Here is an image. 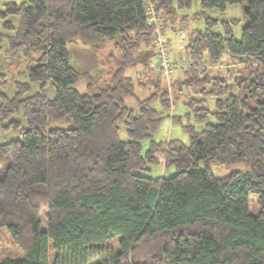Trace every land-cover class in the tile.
I'll return each instance as SVG.
<instances>
[{
  "label": "trees",
  "instance_id": "obj_1",
  "mask_svg": "<svg viewBox=\"0 0 264 264\" xmlns=\"http://www.w3.org/2000/svg\"><path fill=\"white\" fill-rule=\"evenodd\" d=\"M194 1L25 0L0 7V62L3 43L7 53L28 58L27 79L15 81L14 95L0 94V228L21 252L0 264H264V0H247L240 40L227 22L225 34L213 31L217 19L205 14L206 29L188 34L186 56L176 53L182 63L168 79L156 69L150 9L171 36L180 29L179 12ZM239 1L200 3L224 10ZM69 43L97 52L104 73L75 68ZM224 54L241 64L231 81L198 66ZM136 66V76L127 73ZM181 68L178 90H199L185 96L202 127L184 126L189 143L158 142L154 132L171 103L167 85ZM137 87L150 95L138 97ZM199 94L213 96L214 107ZM130 96L135 108L126 104ZM157 100L164 110L154 107ZM159 153L176 173H144ZM212 164L244 168L218 177ZM115 237L119 250L104 256L99 246ZM140 250L149 257L141 260Z\"/></svg>",
  "mask_w": 264,
  "mask_h": 264
},
{
  "label": "rangeland",
  "instance_id": "obj_2",
  "mask_svg": "<svg viewBox=\"0 0 264 264\" xmlns=\"http://www.w3.org/2000/svg\"><path fill=\"white\" fill-rule=\"evenodd\" d=\"M25 0H0V7L3 6V3L5 2H16L21 3ZM247 7V0H240L237 3L234 4H228L224 10L220 9L219 7H211L206 8L203 10L201 7L200 0L194 1L193 5L189 9L181 10L178 16L179 26L180 28H185L188 34L193 31L194 29L197 30H205L206 29V16L216 18L217 23L213 26V31L218 33L225 34V22L229 24L230 29L232 30L233 35L236 39L240 40L242 38V29L247 24L248 20L245 17V9ZM13 21H17V17H12ZM183 43H176L174 39L170 40V43L168 44V50L169 52L173 51L177 54L185 55V50H183ZM3 51L1 53V62H0V73L4 74L5 77V84L0 85V94L5 93L9 96L14 95L16 89H15V81H23L27 79V64H28V58L25 56H21L18 58L16 55H11L7 53V44L3 43ZM68 47L70 49L71 53V63L72 65L79 69V70H88L92 74L98 75V73L105 69L106 64L104 59L100 57V55L95 52L93 49L89 48V46L83 45L81 43H69ZM174 49H177V52L174 51ZM168 58V57H167ZM170 59V58H169ZM180 60V59H179ZM182 61L180 60V65ZM187 63V62H186ZM200 68H206L211 76L213 75H222L226 76L228 80L231 81L232 77L230 76L236 74L237 69L241 66V64L235 62V60H232L228 54H224L222 59L217 62H209L206 61L204 63H201L198 65ZM140 69V66L129 68L127 73H131L132 76H136L138 74V71ZM156 69L158 70L157 66ZM184 68L179 69L176 77L174 78V81H169L167 88L169 92L170 97V108L165 109V117L161 121L160 125L158 126L157 130L154 132V139L158 142H164L166 143L169 139H179L183 141L184 143H189L190 136L187 130H185L184 126L187 124H192L196 128H201L202 124H199L194 119V113L192 114V107H190L186 102L189 100L188 96H185L187 93L188 95H191V93L194 95L198 94V91H194L193 89H188V87H185L182 94H180L178 87L181 85L179 84L184 78L183 73ZM227 71V72H226ZM184 74V75H183ZM179 79H176V78ZM208 86V85H207ZM36 87L35 84H33V89ZM80 87H82L84 90L85 85L83 83H80ZM48 92L50 95L53 96L54 90L51 86L48 87ZM135 93L138 97L143 98L150 93H148L147 89H143L142 87L136 88ZM181 95L180 98L176 99V95ZM186 94V95H187ZM201 98L204 97L203 94H199ZM204 98H206V103L210 108L214 107L215 98L211 95H206ZM1 100V98H0ZM176 100V101H175ZM126 104L131 107H136V100L135 97L130 96L126 98ZM154 107L160 110H164V107L162 106L161 102L157 100L154 103ZM190 114H187V113ZM172 116H175V119H173ZM212 121L213 118H210ZM2 135V134H0ZM3 136V135H2ZM8 137V136H7ZM6 137V138H7ZM5 138L1 137L0 140H4ZM149 146V140L145 139L143 140V150L145 151ZM162 153H159L158 156L160 158V161L158 163H154L149 165L151 170L150 171H143L147 175L158 177V176H170L177 172V168L175 166H165L164 164V157L161 155ZM204 168V165L200 163L197 167H195V170H201ZM243 164H235L232 166H226V165H220V164H212L211 170L214 173V175L218 177H222L227 175L230 171L234 169H243ZM256 201V197L252 195V203L254 204ZM41 220H42V228H46V220H45V212H41ZM50 248V257L51 262L54 260L55 252L53 250V243L50 241L49 243ZM99 248L103 251L104 256H110V254H113L119 250V243H118V237H115L111 239L110 241L106 242L105 244H102L99 246ZM138 253V257H140L141 260H145L147 257L146 253L141 252V250ZM21 255L20 249L14 245L10 235L7 233V231L4 228H0V260L5 256H12V257H19ZM66 258L64 259V261Z\"/></svg>",
  "mask_w": 264,
  "mask_h": 264
},
{
  "label": "built area",
  "instance_id": "obj_3",
  "mask_svg": "<svg viewBox=\"0 0 264 264\" xmlns=\"http://www.w3.org/2000/svg\"><path fill=\"white\" fill-rule=\"evenodd\" d=\"M150 10L151 13L148 16V20L154 25V34L152 38L157 44H159V54L156 56L157 68L158 71L162 72L164 76H166V78L170 79L174 74L175 69L180 65V60L178 59L176 53L173 51L169 52L166 41L174 39L176 43L182 42L184 44L183 47H185L187 44L188 32L185 28H180L175 35H164L161 30L162 17L153 12V9ZM169 29L170 27H167V30Z\"/></svg>",
  "mask_w": 264,
  "mask_h": 264
},
{
  "label": "crops",
  "instance_id": "obj_4",
  "mask_svg": "<svg viewBox=\"0 0 264 264\" xmlns=\"http://www.w3.org/2000/svg\"><path fill=\"white\" fill-rule=\"evenodd\" d=\"M81 71H86V70H81ZM104 71H105V69H104V70H102V71H100V72L98 73V75H101V74H103V73H104Z\"/></svg>",
  "mask_w": 264,
  "mask_h": 264
}]
</instances>
